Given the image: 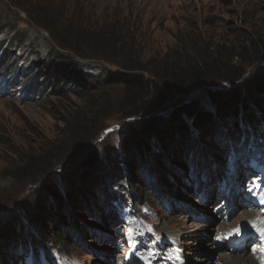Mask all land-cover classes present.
Masks as SVG:
<instances>
[{"label":"rangeland","instance_id":"rangeland-1","mask_svg":"<svg viewBox=\"0 0 264 264\" xmlns=\"http://www.w3.org/2000/svg\"><path fill=\"white\" fill-rule=\"evenodd\" d=\"M39 25L52 30L56 51L79 60L95 76L102 64L90 58L85 47L77 58L71 49L59 46L63 42L58 33L73 43L81 30L112 31L116 47L121 45L132 60L148 64L190 42L229 43L241 31L264 29V0H0V52L4 49L0 57V219L15 215L23 224L27 203L37 199L47 185L58 183L64 170L69 169L78 184L80 154L89 147H103V151L105 146L115 147L112 140L119 141L128 123L114 113L101 121L86 143L65 136L67 120L75 112H84L91 97L99 100L101 93L77 96L61 89L49 93L46 86L41 90L44 80L39 73L44 67L60 70L67 65L51 64L52 38ZM16 33L23 37L16 38ZM18 68L21 76L10 80ZM110 90L116 100L119 90ZM43 153L46 157L41 163H27L31 156ZM256 155L261 153L256 151ZM261 156L262 166L256 161L245 165L227 159L216 168L201 167L200 176L190 175L193 172L187 167L172 190L155 194L149 189L144 195L151 203L132 218L123 216L121 222L103 224L75 212L73 216L90 227L80 237L81 243L65 240L61 252L50 249L54 260L49 263L40 250L36 253L39 264H133L146 254L152 264H212L219 250L236 256L241 251H258L262 239L257 233L249 231L234 244L225 228H240L247 220L264 215V154ZM154 179L150 177L149 183ZM167 192L169 198L163 199ZM37 205L45 207L49 202ZM246 238L252 243L247 244ZM14 264L34 263L18 255Z\"/></svg>","mask_w":264,"mask_h":264},{"label":"trees","instance_id":"trees-1","mask_svg":"<svg viewBox=\"0 0 264 264\" xmlns=\"http://www.w3.org/2000/svg\"><path fill=\"white\" fill-rule=\"evenodd\" d=\"M39 27L52 38L51 64L67 65L60 70L44 67L39 73L44 80L41 90L46 86L49 93L52 89L77 96L101 93L99 100L91 97L84 112L67 120L65 136L86 143L101 121L114 113L128 123L119 141L112 140L116 148L89 147L80 154L78 184L69 169L64 170L58 183L47 185L26 204L24 224L15 215L0 219V264H14L18 255L39 264L40 250L49 263L54 260L50 249L61 252L65 240L81 243L90 227L73 216L75 212L103 224L125 215L131 218L151 203L145 192L172 190L187 167L190 175L200 176L198 170L205 165L216 168L227 159L250 163L257 159L256 151L264 154V29L241 31L229 43L190 42L148 64L132 60L121 45L116 47L112 31L81 30L73 43L58 31L64 43L59 46L71 49L77 58L85 47L90 58L102 64L96 63L99 69L92 76L79 60L55 50L49 27ZM112 88L119 90L116 100L109 93ZM45 157L31 156L27 163H41ZM150 177L155 178L152 184ZM167 198L168 192L163 196ZM47 201L49 205L38 207Z\"/></svg>","mask_w":264,"mask_h":264},{"label":"bare ground","instance_id":"bare-ground-1","mask_svg":"<svg viewBox=\"0 0 264 264\" xmlns=\"http://www.w3.org/2000/svg\"><path fill=\"white\" fill-rule=\"evenodd\" d=\"M247 213H243L245 215ZM249 222V223H248ZM224 225L223 227H225ZM247 227H249L251 230H249ZM227 233V238L230 235H233V230H228L225 228ZM240 231L238 234L235 235V239L243 240V237L245 234L249 233H257L258 237H261L262 239V246L258 251L251 250L249 253L243 251L239 252V256H236L234 252L228 253L225 250H219V253L216 254V258L213 259L211 262L212 264H218V262H221L222 264H264V232L259 231V229H264V215H261L257 218V220L249 221L247 220L246 224L239 228ZM247 244L252 243V240L249 238H246ZM211 244V243H210ZM190 251V249H188ZM235 255V256H234ZM133 264H152L150 257L146 254L141 257H138V259L133 261Z\"/></svg>","mask_w":264,"mask_h":264},{"label":"snow or ice","instance_id":"snow-or-ice-1","mask_svg":"<svg viewBox=\"0 0 264 264\" xmlns=\"http://www.w3.org/2000/svg\"><path fill=\"white\" fill-rule=\"evenodd\" d=\"M257 186H259V185H257ZM239 231H240L239 227H237L236 229L233 230L234 234H238ZM259 231L264 232V229H259Z\"/></svg>","mask_w":264,"mask_h":264}]
</instances>
